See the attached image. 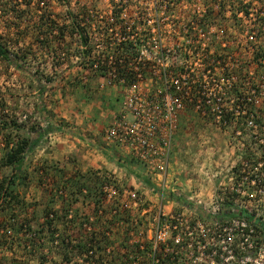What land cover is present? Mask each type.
<instances>
[{
	"label": "rangeland",
	"instance_id": "374dc122",
	"mask_svg": "<svg viewBox=\"0 0 264 264\" xmlns=\"http://www.w3.org/2000/svg\"><path fill=\"white\" fill-rule=\"evenodd\" d=\"M114 1L120 3V0ZM222 2L226 4L227 0H207V3L204 0L122 1L126 7L117 22L148 26L153 36L151 48H147V40H142L134 46L137 54L131 50L127 55L129 61L134 60V69L140 75L138 81L131 84L116 80L113 73L101 77L93 67L83 64L84 46L70 24L68 11L80 19H92L91 26H86L92 51L87 55L91 58L103 56L104 51L110 53L112 48L109 47L115 40L110 46L104 45L106 38H102L98 17L86 15L90 10L108 13L111 0H0V42L27 70L22 72L0 60V116L3 121H9L6 128L3 121L0 122V157L6 150L7 137L9 140L31 139L35 128L46 126L37 109L40 103L52 121L61 123L67 130L48 133L27 154L22 178L16 187L22 206L13 203V210L3 212L0 217L3 222L14 213L16 221L23 225L17 234L9 228L12 246L6 249L0 246V264H39L38 251L45 255L44 264H151L156 228L164 223L176 224L179 228L169 230L163 237L165 242L174 240L176 234L179 237V243L172 242L168 250L172 253L171 260L175 259L174 264H211L205 257L207 247L203 251L202 243L197 241L202 237L200 228L207 230L208 227L209 235L214 225L170 199L169 194L202 205L210 213L227 210L221 203L232 197L238 207L264 217V193L258 191L264 187V93L258 96L256 105L244 104L255 126L247 123L246 114L233 112L234 89L238 84L239 90L251 87L248 91L254 89L255 93L264 88V56L263 61L259 60L261 64H252L255 55L246 48L251 43V46L262 43L264 49V33L250 32L260 26V19L264 17V0H240L238 5L227 3L221 7ZM241 10H248L250 14L244 16ZM205 12H211L210 18L207 25L199 26L198 21ZM84 23L89 25L87 21ZM189 24L197 28L190 40L199 52L197 49L193 52V46L184 44L189 40L186 41L182 27ZM201 48L213 50L209 55H218L226 61L225 69H215V73L228 72L229 75V81L221 84V91H226L221 98L225 115L217 119L200 111L195 107L202 100L196 93L187 96L177 110L170 136L169 170L165 175L150 173L132 151L107 138L106 130L123 110L126 95L157 93L159 96L166 87L162 80L164 68L172 73L175 68L183 69L188 77L191 73L199 76L204 66L201 54L205 53ZM146 61H150L149 64ZM169 74L170 71L167 79L171 77ZM204 79L206 84L211 78ZM178 84L184 90L183 84ZM38 87L43 93L40 94ZM208 90L213 92L215 87ZM153 141L160 143L161 134H154ZM90 145L110 151L128 168L137 169L158 191L146 187L127 171L112 172L114 164L108 167L98 160L91 161ZM257 162L263 165L258 166L259 171L254 168ZM254 171L263 173L259 186L245 178L254 175ZM10 174L9 167L0 164V178ZM79 185L84 186L82 190ZM109 186L112 194L108 197L105 187ZM124 191L137 193L140 200L134 201ZM69 210L71 225L67 216ZM82 221L86 226L77 228ZM77 222L78 225L74 224ZM48 224L54 229L49 242L47 232L38 233ZM189 231L192 233L188 234ZM26 232L29 235L26 236ZM34 233H38L39 238L34 241L32 251L14 241L19 235L20 241L29 245V236ZM62 239L72 244L77 240L91 243L94 259L85 263L87 258L80 260L84 258L78 255L80 252L63 251L58 246ZM160 243L154 251L159 257L156 264H161L166 253ZM43 244L47 247L41 249ZM224 256L216 255L219 262L213 258V264H228Z\"/></svg>",
	"mask_w": 264,
	"mask_h": 264
},
{
	"label": "trees",
	"instance_id": "16d2710c",
	"mask_svg": "<svg viewBox=\"0 0 264 264\" xmlns=\"http://www.w3.org/2000/svg\"><path fill=\"white\" fill-rule=\"evenodd\" d=\"M122 1L125 0H120V3L118 1V3H116V1L111 0V7H110V11L108 13H98L96 11H91L90 13L88 12L86 16H97L100 26L99 29L101 30V35L102 38H106L103 42L104 45L106 46H110L109 44H111L112 42L114 43L113 40H115V43L112 45V48L110 53H107L106 51L102 52L103 56H97V57H89L87 54L91 55V46H90V36L87 32V28L86 26H91L92 24V19H89L88 17H81V19L78 17V15H72V13L70 11H68V13L70 14L71 20H70V24L72 26V28L77 32L78 37H79V41L80 43L84 46V50L81 53V57L83 60H81V62L83 64H88L90 65V68H94L96 73L101 76V77H107L109 75V73H113L114 77L116 78V80L119 79H123L125 82L127 83H131L133 84V82H135L138 79V73L136 72V70L134 69V60L129 61L127 58V55L129 53V51H133L134 52V46H136L137 44H139L142 40H147V42H149L150 38H151V34L149 33L150 31V27L146 26V27H138L136 25H123L121 24L120 20L121 18V14L125 9V3L123 4ZM226 2V0H225ZM240 2V0H227V3L230 5H234ZM204 3H207V0H204ZM226 3V4H227ZM222 2L221 7H224V4ZM125 6V7H124ZM157 7H155V11ZM95 12V13H94ZM242 14L244 16H248L250 14V12L248 10H241ZM86 14L85 11L83 12V15ZM211 12H205L200 20L198 21V25L199 26H205L207 25V19L210 18ZM260 26L252 28V30L250 32H262L264 33V17H262V19H260ZM87 21L89 25H86L85 23L83 24V22ZM82 22V24H81ZM116 23H118V27H116ZM198 28V25L196 22H194ZM197 28H195L194 26H192L191 24L189 25H185L184 27H182V31H184L185 34V38L186 41L189 40V43H184L185 45L188 44V46L192 47L193 46V52L194 50L197 49L198 51V47L194 46V43L192 44L191 42V38L194 35V30H196ZM225 29L228 30L229 27L225 26ZM256 30V31H255ZM139 34H143V37H137ZM134 36V37H133ZM258 36V34H257ZM114 37V38H113ZM119 38V39H118ZM252 44V43H251ZM249 44L246 48H248L249 50L251 49V53L254 54L255 56H253V58L251 59V63L252 64H261L263 56H264V49L262 47V43L257 44V45H252ZM230 47V46H228ZM209 49L204 50V52H208ZM199 52V51H198ZM136 53V52H134ZM133 53V54H134ZM215 53H217V50H215ZM137 54V53H136ZM135 54L134 57H136L137 55ZM89 57V59L84 61V58ZM213 57V63H215L214 65L217 67H222L226 64L225 60H222L220 56L218 55H214ZM0 60L5 61L7 64H9L10 66H14L17 70H20L22 72H26L27 70L24 68V66L20 63L19 59H17L16 56H13L10 49L3 43L0 42ZM150 61H146V64H149ZM141 63V62H138ZM144 65H146L145 63H143ZM87 65V66H88ZM146 67V66H145ZM213 69V67H211ZM133 69L135 71H133ZM181 71H177V69L173 70L172 75L177 74V73H182L184 72L183 69H179ZM145 71V70H144ZM168 70L165 71L163 70V78H168L167 74H168ZM264 73V68L263 71ZM140 73V72H139ZM228 73V72H227ZM226 73V74H227ZM258 74L260 75L259 71ZM228 75V74H227ZM189 80H191V78H189ZM239 84L238 87L236 86L234 89V94L235 97L237 98V102L241 103V106H244V108H246L247 106L244 104H247L249 107H251L252 105H254L253 103L250 102V100L247 99L248 96V90L251 87H247L248 89L245 91V89L243 88L242 90H239ZM193 89V88H192ZM192 89L190 90V93H192ZM38 91H40V94L43 93V89L38 87ZM194 91V90H193ZM182 95L185 93L184 90H180L179 91ZM236 103L233 104V109H235ZM38 111L40 113V115L43 117V119L46 122V126L36 129V133L35 136L31 139L25 138V137H18L16 139H12L9 140L8 137L6 138V150L4 151L2 157H0V164L2 166H6L9 167V169L11 170V174L9 176H5V177H1L0 178V217L2 216V213L8 211L11 212L13 210L14 207H12V204L15 203V205H18V203H20V200L18 198V193H17V184L19 181H21V175L23 173V166H24V161L25 158L27 156V154L29 152H31L39 143L40 141L50 132H59V133H65L67 132V130L65 129V127L61 124V123H57L52 121V118L49 116L48 111L45 109L43 104H38ZM232 115V110L230 111V115L228 116L229 118ZM3 121L2 119V115L0 116V122ZM9 122V121H8ZM7 121H3L1 122L2 125L4 126V128H6V125L8 126L9 123ZM12 124L15 125L14 121H11ZM16 126V125H15ZM94 146V145H93ZM107 156V155H106ZM111 158L112 160H114V162H116V164L118 165H122L118 159L112 158V157H108ZM123 167V165H122ZM124 169H126V171L130 174H132L134 177H136L140 182H142L144 185H146L148 188H151L154 191H158V188L156 187V185L151 182V180L147 177L144 176L143 174L134 171L133 169H128L126 167H124ZM78 187H80L79 189H83L84 186L79 185ZM62 191V190H61ZM169 198L172 200H175L176 202H179L181 205H183L184 207L194 210L196 213L200 214L204 220L206 221H210L212 223H216V224H224V223H228L230 222L232 219H241L244 220V222L246 223V226L243 227L240 231V235L242 237V239L244 238V236L248 233L249 229L252 228L253 231L250 233L251 236V242L252 246L249 247L244 243V249L246 251H253L254 253L251 256H257V248H258V244L256 242H259L261 240L264 241V221L261 220V218L256 217L255 213L252 211H248L246 209H241L239 208L237 205H235V203L233 202V199L226 201L225 203H221L223 205H226L227 210L224 209H220L219 211L215 212V213H210L207 212L205 209H203L202 205H198L196 203H193L191 201H188L187 199L180 197V196H175L172 194H169ZM20 206H22V202L20 203ZM223 208V207H222ZM65 217V215H64ZM16 225L18 226V228H16ZM22 223H20V221H16L15 219V215L14 213H11V215L8 216L7 219H5V221H1L0 220V246L3 248H10L12 245L9 241L10 236H11V232L9 230V228L14 229L15 234H17L18 232L20 233L21 231V227H22ZM80 228V227H77ZM29 230V229H28ZM53 228L50 227V225L48 224V227H41L39 232H47V241L49 242L50 240H52L53 237ZM37 233V234H38ZM37 234H31L29 236V239L31 241V243L29 245L26 244V241L22 240L20 241V236L16 235L15 236V243L18 244L21 247H28L30 248V251H32L31 248L34 249L35 246V240L36 238H39V236ZM29 235L28 232H26V236ZM55 236V235H54ZM57 237V236H55ZM57 239V238H54ZM63 240V241H62ZM61 241L58 242V246L60 248H62V250H69L72 252H80L78 255H82L84 256V259L92 257L91 259H87V260H92L94 259V254L90 253V251H92L93 245L90 243H87L86 241H80L77 240V242L73 243L70 242L68 243L67 240L62 239ZM56 241V240H55ZM54 241V243H55ZM13 242V241H11ZM23 243H25L23 245ZM168 246L171 245L172 241L171 239L167 240ZM11 245V246H10ZM42 246L47 247L45 244L41 245V249ZM163 248V246L161 247ZM38 250V249H37ZM29 251V252H30ZM39 255L37 257V259L39 260V264H44L43 258H44V254H41L40 251ZM62 254L64 252H61ZM33 254H36L35 252ZM164 259L161 260V264H174L173 260H171L172 257V253L166 252ZM241 255V254H240ZM67 256V255H64ZM36 257V256H35ZM238 257V256H237ZM68 258V257H67ZM19 264H25L23 262L19 263Z\"/></svg>",
	"mask_w": 264,
	"mask_h": 264
},
{
	"label": "built area",
	"instance_id": "2783aa9c",
	"mask_svg": "<svg viewBox=\"0 0 264 264\" xmlns=\"http://www.w3.org/2000/svg\"><path fill=\"white\" fill-rule=\"evenodd\" d=\"M152 36V35H151ZM153 39V36L151 37ZM149 40L147 42L148 47L151 48L152 46V40ZM206 48H201V51H204ZM214 52L213 50H210L208 52H205L201 54L204 58L202 59L204 66L201 69L200 75H194V73H191V76L188 77V74H185V72L177 73L172 75L171 70L164 68L165 71H170L171 77L170 79L163 78L162 80H165L166 87L159 93V96L157 93H151L147 96H143L141 94L132 93L130 95L125 96V100L123 102V110L120 111L117 117L114 118L111 125H109L108 129L106 130V136L107 138L115 140L119 145L122 147H127L128 151H132L135 156L140 158L142 162L148 167L150 170V173H161L162 175L166 174L169 170V141L170 136L175 128L176 123V113L178 108L181 106V102L184 103V99L187 98V96H191L193 92L196 93V97H198L201 101L200 104H197L195 108H198L200 111L207 112L208 114H211L213 116H216L217 119H219L221 116L225 115L223 111V107L221 105V98L222 95H225L226 91L222 90V85L224 81H229L228 77L225 72L223 73H215V69L222 68L225 69V65L222 67H217L213 63V57L209 55V52ZM223 60V59H222ZM263 61V59H262ZM213 67V69L211 68ZM176 69V68H175ZM174 70V69H173ZM177 71H180L177 69ZM215 74L214 76H212ZM140 75H138V78ZM187 77V78H186ZM194 77V78H193ZM209 77V82L206 81V84H204V78ZM188 78H191L189 80ZM120 81H124L123 79H120ZM138 81V79L136 80ZM171 82V83H169ZM178 83L183 84L185 93L182 95L179 91L180 86ZM203 84V85H202ZM204 85H209L208 87ZM202 86V90L200 91V87ZM215 91L211 92L208 89L214 88ZM261 87V86H259ZM193 88V89H192ZM192 89V93H190V90ZM194 90V91H193ZM264 93V88L261 87L257 93H255V90L252 89L248 91L247 99L250 100L251 103L256 105L258 103V96H261ZM160 98V100L156 98ZM155 98V99H154ZM193 100V99H191ZM237 98L235 97V101ZM198 102V99L196 100ZM194 103V101H193ZM235 109H233V112L237 115H245L246 109L244 106H241L240 102L236 101ZM220 106V107H219ZM258 106V105H257ZM232 110V109H231ZM230 110V111H231ZM252 114L248 112L246 114L247 123L249 125L255 126L253 124V121L249 117H251ZM156 133L161 134V141L160 143L153 141V136ZM163 134V135H162ZM260 142H263L260 141ZM259 163V164H258ZM255 169L261 166L260 162L256 163ZM156 171V172H154ZM259 171V168H258ZM254 171V175L252 176H245L247 178L246 180L249 181L252 184H260V180L262 179L261 175L262 172ZM107 189L108 194L107 196L112 194L109 187H105ZM238 191V189H236ZM235 191V192H236ZM258 191H262L264 193V187H260ZM61 192V190H59ZM127 197H130L134 201H139L140 197L137 195V193L134 192H128L124 191ZM232 192V191H231ZM233 193V192H232ZM231 199H234L231 197ZM230 199V200H231ZM235 203V200H233ZM236 205V203H235ZM241 209H246L245 207H239ZM248 211H251L249 209H246ZM71 210L68 211V223L72 222ZM255 213V211H252ZM256 217L261 218V220L264 221L263 216H259L257 213H255ZM210 222V221H209ZM212 223V222H210ZM78 225L77 223H74ZM79 227H85L86 223L82 221L79 223ZM214 226L212 228V231L207 233L206 227L202 226L204 228H200V234L202 237H200V241H197V243H202V249L204 251L205 247H207V251H205V257L209 258V262L213 264V258L216 259L219 262V258H223L224 254H226V258H228V264H264V241L261 240L259 242H256L258 244L257 248V256H251L254 252L250 250L246 251L244 249V243L251 247V236L250 233L253 231L252 228L249 229L248 233L244 236L242 239L241 235L239 234L241 229L246 226V223L244 220L241 219H232L228 223L224 224H216L212 223ZM71 225V223H70ZM78 227V226H77ZM179 229L176 224L170 225V224H162L161 227L157 230L154 235V242L152 245V254H150L151 258V264H156L155 262H158L159 257L155 256V248L157 243L160 246H163V249L168 252L169 246L167 241L165 242L163 237L168 233L169 230ZM181 229V227H180ZM175 231V230H174ZM192 231H189L188 234H191ZM175 235V234H174ZM172 244L179 243V237L177 234L175 235L174 240L171 239ZM171 246V245H170ZM168 247V248H167ZM202 251V252H203ZM92 253V251H90ZM170 253V252H169ZM165 254V253H163ZM241 254V255H240ZM224 256V259H225ZM238 256V257H237ZM92 257H89L87 259H91ZM162 258V257H161ZM230 258V259H229ZM85 260V263H88L89 260ZM172 259V257H171ZM84 260V258L80 259ZM223 261V260H222ZM224 264V263H223Z\"/></svg>",
	"mask_w": 264,
	"mask_h": 264
},
{
	"label": "crops",
	"instance_id": "0c3cea01",
	"mask_svg": "<svg viewBox=\"0 0 264 264\" xmlns=\"http://www.w3.org/2000/svg\"><path fill=\"white\" fill-rule=\"evenodd\" d=\"M88 142V141H86ZM113 145V144H112ZM91 146V149H92V152L89 153V155L91 156V161L93 162H96L98 160L99 164L103 165V166H111V165H115L114 168H112V172H115L118 170V172H121L120 170L122 169L123 171H126V169H124V167L128 168V166L124 165L121 163V161L119 160V162L123 165H118L116 164V162H114V160H112L111 158H108V157H112L114 158L111 154L110 151H106L105 149L103 148H98L96 146H93V145H90ZM107 155V156H106ZM117 159V158H115ZM128 169H132V168H128ZM134 171L138 172V170L134 169ZM130 174V173H129ZM131 175V174H130ZM133 176V175H132ZM140 182V181H139ZM146 186V185H145ZM147 187V186H146Z\"/></svg>",
	"mask_w": 264,
	"mask_h": 264
}]
</instances>
